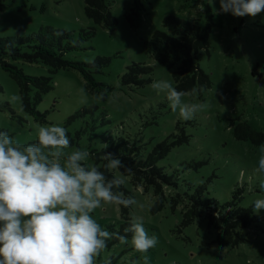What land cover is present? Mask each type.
I'll list each match as a JSON object with an SVG mask.
<instances>
[{"label":"rangeland","instance_id":"374dc122","mask_svg":"<svg viewBox=\"0 0 264 264\" xmlns=\"http://www.w3.org/2000/svg\"><path fill=\"white\" fill-rule=\"evenodd\" d=\"M116 22L108 27L87 16L84 0H0V39L34 36L41 26L70 32L76 48L67 51L65 60L92 63L99 57L110 63L93 70L94 78L110 85L103 100L102 91L87 86L81 70L61 69L56 73L44 63H30L10 57L5 60L30 76H51L52 88L32 110L22 105L14 76L0 61V132H7L23 146L37 142V126L57 124L67 129L71 148H100L101 136L127 134L137 138L149 153L161 143H174L159 164L175 172L180 183L204 186L205 197L221 203L236 201L254 207L264 199V173H258L260 146L252 140L235 137V128L247 122L264 135V12L255 18L234 17L220 10V0H105ZM203 4V11L198 5ZM176 15L201 27L209 26V51L202 50L195 61L209 76L212 86L200 92H187L186 103H206L207 108L193 119L184 120L173 112L167 93L150 87L153 81L167 80L175 88L176 67L159 63L153 56L154 34L170 32L163 20ZM30 48H23L29 52ZM141 63L152 68L151 79L141 86H127L122 76L127 66ZM15 97L16 99H13ZM84 114L74 117L77 112ZM187 137V138H185ZM71 148L69 150H71ZM93 166L90 158L85 162ZM116 176L120 173L116 169ZM124 186L136 205L129 208L130 222L142 221L149 236L158 243L147 253L131 246L125 235L126 220L121 207L103 205L94 218L102 228L127 236L107 242L95 258L96 264H264V209L251 228L244 230L245 241L237 246L216 243L217 231L206 220L183 225L180 207L170 204L153 211L154 196L132 185ZM188 188V186L186 185ZM236 197V199H235Z\"/></svg>","mask_w":264,"mask_h":264},{"label":"clouds","instance_id":"9594fccd","mask_svg":"<svg viewBox=\"0 0 264 264\" xmlns=\"http://www.w3.org/2000/svg\"><path fill=\"white\" fill-rule=\"evenodd\" d=\"M198 7L203 11V4ZM220 10L234 17L255 18L264 12V0H220ZM150 87L167 93L172 111L184 120L208 107L184 102L182 98L189 93L178 91L167 80L153 81ZM95 98L103 100L104 92ZM70 148L67 129L57 124L38 125L37 142L27 146L0 132V264H96L95 258L109 240L128 243L127 236L102 228L93 213L103 205L128 208L137 204L120 191L125 173L132 169L119 156L106 152L102 159L107 170L124 169L110 178L84 163L90 155L86 148ZM260 151L256 171L264 173V145ZM260 187L264 190V183ZM253 206L258 213L264 209V199L255 200ZM124 231L131 233V246L140 253L158 243L136 218ZM144 262L148 264L146 256Z\"/></svg>","mask_w":264,"mask_h":264},{"label":"trees","instance_id":"16d2710c","mask_svg":"<svg viewBox=\"0 0 264 264\" xmlns=\"http://www.w3.org/2000/svg\"><path fill=\"white\" fill-rule=\"evenodd\" d=\"M85 11L88 17L97 23H104L111 27L115 17L111 14L105 0H84ZM163 23L170 28V32L157 31L153 38L155 47L154 58L161 64L176 67L173 72L175 88L178 91L191 92L200 89L202 85L208 89L212 86L210 76L196 63V55L202 51H209L208 38L209 26L201 27L197 22H191L176 15H168ZM30 48L29 52H23V48ZM76 48L70 32L55 29L50 26H41L34 36H17L15 39H0V61L4 68L11 72L16 79L21 95L22 105L27 110L33 109V104L39 103L45 93L52 88L51 76H30L22 69L9 64L5 58L22 59L26 62H41L51 68L53 73L65 68L81 70L86 84L92 91L93 87L99 88L104 93L112 90L110 85L97 81L93 76V70L100 69L110 63V58L99 56L92 63H82L65 60L63 55ZM152 73V68L141 63H132L127 66L122 76V82L127 86H141L151 79L145 75ZM106 91V92H105ZM105 95V94H104ZM87 112H77L74 117ZM235 137L240 140H252L259 144L264 141V135L247 122H241L235 128ZM187 138V137H185ZM104 144L108 147L105 149ZM174 143L161 142L149 153H144V147L137 140L127 134H112L101 136L100 148L90 151L89 158L93 166L98 167L110 178L116 176L115 170H107V163L102 159L106 152L119 156L124 165L131 168V173H125L136 188H142L145 193L151 192L154 196L152 210L158 211L170 204L173 209L180 207L183 214V225H188L195 220H206L209 227L217 231L216 243L223 246H237L245 241L244 230L251 228L257 219L253 207H242L236 201L221 203L210 197H205V187L197 186L189 192L191 183H180L175 172H168L159 162L168 156ZM121 174L124 169H117ZM188 186V188L186 187ZM120 191L125 196H130L124 184ZM236 199V197H235ZM121 207V215L130 226L129 208ZM131 236V233H125Z\"/></svg>","mask_w":264,"mask_h":264}]
</instances>
